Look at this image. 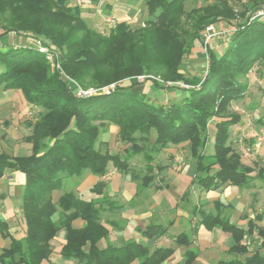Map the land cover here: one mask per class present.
Returning a JSON list of instances; mask_svg holds the SVG:
<instances>
[{
  "label": "trees",
  "instance_id": "16d2710c",
  "mask_svg": "<svg viewBox=\"0 0 264 264\" xmlns=\"http://www.w3.org/2000/svg\"><path fill=\"white\" fill-rule=\"evenodd\" d=\"M142 1L148 14L142 27L132 29L118 21L99 31L89 27L80 7L67 0H0V98L17 90L36 112L28 122L31 153L0 151V177L7 170L24 175L20 206L25 226L24 236L16 238L0 221L1 235L10 237L9 247L0 253L2 264H40L49 258L50 240L61 228L66 229V240L59 253L65 259L83 264H129L135 259L138 264H163L171 247L151 249L140 242L98 247L108 231L99 220L97 201L63 188L68 178L81 177L85 171L101 176L110 164L137 178L129 164L136 153L142 154L148 175L160 150L185 143L195 160L193 180L203 189L227 184L250 188L255 180L264 186V167L254 172L230 142V127L241 121L232 103L247 95L249 71L264 65V15L254 16L264 8V0H240V11L228 0L188 11L185 0ZM209 23L231 28L222 50L208 47L204 75L187 77L180 72L183 56L195 41L202 45L201 31ZM10 33L26 41L12 43ZM27 35L60 53L62 72L50 70L46 54ZM144 74L152 76L144 78L150 87L161 88L164 94L153 96L145 86L136 89L137 76ZM175 80L188 86L165 85ZM111 83L113 90L101 89ZM77 85L98 91L77 96ZM105 121L115 124L120 140L129 144L124 155L111 152L99 139V123ZM258 122L264 125L262 118ZM210 131L212 153L207 150ZM104 185L98 181L91 191L100 192ZM59 190L63 193L54 200L53 191ZM198 212L199 223L208 229L218 227L234 240L227 250L230 256L217 264H264V211L248 218L245 228L219 213L201 208ZM78 217L83 225L73 227L71 222ZM165 231L166 227L151 224L144 234ZM254 235L258 247L250 250L245 241ZM177 239L189 242L185 234ZM196 257V251L188 250L184 264Z\"/></svg>",
  "mask_w": 264,
  "mask_h": 264
},
{
  "label": "crops",
  "instance_id": "0c3cea01",
  "mask_svg": "<svg viewBox=\"0 0 264 264\" xmlns=\"http://www.w3.org/2000/svg\"><path fill=\"white\" fill-rule=\"evenodd\" d=\"M67 2L71 6L78 5L80 7L81 16L93 29L111 27L109 24L106 25L107 17H113L116 22L125 21L127 23H138L141 19H146L143 13L146 8L142 0H67ZM8 41L22 43L26 40L12 36V38L8 37ZM259 78L264 81L263 75ZM258 81L260 82V80ZM11 97L8 90L0 98V119H7L4 121L5 125L8 123L4 127L6 129L12 126L10 119L15 117L16 111L13 108L14 102ZM22 101L21 105L25 109H34L23 97ZM28 122H26L27 125ZM1 127L3 129V126ZM239 131L241 129L237 126L234 135H237ZM3 132L1 131V133ZM210 136L212 138V135ZM183 146L185 145H169L164 149L175 154L176 148ZM207 150L210 153L213 151L210 137ZM29 153L17 151L13 155ZM165 162H159L157 166L152 164L154 170L148 174L151 179L146 178L148 176L146 174L142 175L140 179L133 178L130 173L119 171L111 165L112 168L109 171L111 170L112 174L107 180H103L102 176L85 171L81 177L68 178L64 182L63 188L73 191L77 197L84 200L97 201V206L100 207L99 220L108 231V234L97 242L98 247L106 245L121 247L128 242H140L151 249L171 247L172 254L163 264H184L188 250L197 252V257L191 264H217L219 259L229 257L230 254L227 250L234 243L231 234L229 233V237L225 234L228 232L218 227L208 229L204 224L199 223L198 209L219 213L232 223L245 228L247 219L258 213L255 212L251 215L244 213L243 190L247 188L227 184L217 189H203L193 180L196 175L195 160L192 162L186 160L185 164L182 163L181 168L178 169L176 166L175 171L170 170L174 165ZM165 165L168 166L165 167ZM159 171H161L160 174ZM98 181L104 182L103 189L100 192H92L91 187ZM23 182L24 175L19 171L7 170L0 177V221L5 223L9 234L16 238H22L25 229L20 206ZM11 191L15 193L14 200H19L15 205L11 200ZM61 193L63 190L53 191L54 200ZM4 201L7 202L4 203ZM151 224L166 227L165 233L152 236L144 234V229ZM71 225L81 227L83 219L78 217L71 222ZM216 229L222 232H215L217 236H213ZM65 234V228L58 230L50 240L52 251L49 258L40 264H83L78 263L76 259H65L59 253L66 240ZM180 234H185L189 242L180 243L177 241ZM9 245L10 237L2 236L0 231V251ZM129 264H138V260L135 259Z\"/></svg>",
  "mask_w": 264,
  "mask_h": 264
},
{
  "label": "rangeland",
  "instance_id": "374dc122",
  "mask_svg": "<svg viewBox=\"0 0 264 264\" xmlns=\"http://www.w3.org/2000/svg\"><path fill=\"white\" fill-rule=\"evenodd\" d=\"M213 1L214 0H185L184 8L186 11H188L192 7L200 6L206 3H212ZM228 1L233 6V8H235L236 11L241 10L242 5L240 3V0H228ZM143 13H144V18H147L148 17L147 11L144 10ZM237 19L238 18H235V20ZM144 21H145L144 19L143 20L141 19L140 21H138V23L129 22L130 24L128 23V25L130 26V28L136 29L142 27L144 25ZM105 22L106 25L109 24L112 27L117 23L113 17H107L105 19ZM216 24L219 25V23ZM221 26L224 25L222 24ZM225 26L230 27V25H225ZM96 30L102 31L104 29L98 27ZM12 36H14V34L10 33L9 37L12 38ZM27 36H28L27 40L33 42V44L36 45L38 48H40V46H44L40 43L38 38L35 37L36 39H32L33 36L31 35H27ZM34 40H36L37 42ZM209 44L211 48L220 51L223 48V38L213 39L210 41ZM49 66H50V70L56 71L53 67H51L50 63ZM205 70H206V56L203 50V46L201 45V41H195L192 48H190L187 51V53L183 56L180 65V72H182L187 77H191L194 74L198 77H202L204 75ZM260 74L261 76L262 75L264 76V65L263 66L255 65L248 73L249 88L247 95L243 99L233 102L231 106V109H234L241 113V121L230 127L232 129L230 142L232 143L233 147L240 153L241 161L245 164H249L250 166H252L254 168V172H256L260 167H264V126L258 122L259 118H262V120L264 121V87H263L264 81L259 78ZM144 76L147 77L151 75L144 74ZM258 80H260V82ZM138 82L139 84L135 87L136 89H142L145 86V91L150 92V88H151V90L154 93L153 96L159 95L164 92L161 88H157L152 85L150 87V82L145 81V79L138 80ZM173 83H175L176 85H179L178 83L185 84L181 80H177V81L175 80L173 81ZM165 85H169V84H166L165 82ZM181 87H186V86H181ZM96 88L97 87L95 86H88L85 89L91 90L92 91L91 94H94L95 92L98 91ZM113 88H111V90H113ZM9 92H10V96L12 95L11 100L13 99L12 100L14 102L13 108L16 111H15V117L12 118L13 120L10 119L11 120L10 122L12 124L10 128L7 129L4 128L8 124V123H6V125L4 124V121L7 119H0V125L3 126V129H1L2 127L0 126L1 127L0 140L2 139L0 141V151L4 150L10 155H13L17 151H21L22 153H29L30 151H32V143L27 139V136H30L31 134V127L27 125L26 122L33 121L36 118V112L34 109H29V108L25 109V107L21 105V102L23 101L19 91L13 89V90H9ZM165 93H167V91ZM86 96H89V94H87ZM251 105L254 106V109L250 108ZM29 110H32V114L28 113ZM99 124L101 129L99 139L107 142V148L111 152H119L120 154L124 155V149L125 147H128L129 144L120 140L117 126L107 121ZM237 126L240 127L241 131H239L237 135H234V131L235 128H237ZM1 131L4 132L1 133ZM210 135H212V131ZM210 140H211V136H210ZM184 145L185 146L183 147L176 148V152H174L175 154H173L172 152L169 153L168 150L165 149L160 150L155 155L153 164L157 166L159 162L161 163L162 161L163 162L166 161L165 163H171L172 166L174 165L173 168H170V170L175 171L176 166L178 169L181 168L182 163L185 164L186 160L192 162L194 158L191 157L190 151L185 143ZM171 150L174 151V149ZM129 164L132 167V169L135 170V172L137 173L138 179H140L141 176L146 173V165L141 153L133 154L132 157L129 159ZM111 165L112 164L109 165L107 172L101 175L103 180H107L110 178L112 174V171L111 170L109 171V169L112 168ZM166 166L168 165H165V167ZM160 172L161 171H159V174ZM159 174L157 173V175ZM10 194H12L11 195V200H13L12 203L15 205V203L16 202L18 203L19 200L17 201L14 200L13 197L15 196L14 191H11ZM243 196H245L244 213L251 215L255 212L264 210V186H261V183L258 180H255L253 182L252 187L243 190ZM5 202L7 201H4V203ZM263 222L264 220L261 223ZM217 230L218 229H216L213 232L212 234L213 236H217L215 232L221 231V230L220 231ZM225 234H227L230 237L229 233H225ZM255 238L256 235L249 237L245 241L246 243L248 242V246L250 250L256 248L257 246V242L254 241ZM262 251H264V249H262ZM1 252L2 251H0V253ZM0 264L2 263L0 262Z\"/></svg>",
  "mask_w": 264,
  "mask_h": 264
},
{
  "label": "built area",
  "instance_id": "2783aa9c",
  "mask_svg": "<svg viewBox=\"0 0 264 264\" xmlns=\"http://www.w3.org/2000/svg\"><path fill=\"white\" fill-rule=\"evenodd\" d=\"M264 15V8H261L259 10H257L256 14H254V16H263ZM253 16V17H254ZM230 31V27L228 26H218L216 23H209L205 26V28L203 29V31L201 32V40H202V46H203V50L205 52V56H206V66L208 64V55H207V50L209 47V43L211 40L213 39H224L228 32ZM40 51L44 52L46 54V58L47 61L50 63L51 67H53L55 70H59L62 72V68H61V62H60V53L56 52V51H51L49 50L47 47L44 46H40L39 48ZM65 78H67L66 75H64ZM138 80H143L145 78L144 75H138L137 76ZM166 84H175L173 82H166ZM181 86H186L185 84L182 83H178ZM114 83L105 86L103 88H101L104 91H109L111 90V88H113ZM92 91L91 90H86L85 88L80 87L79 85H77V89H76V95L77 96H86L87 94H91ZM29 114H32V110H29L28 112Z\"/></svg>",
  "mask_w": 264,
  "mask_h": 264
}]
</instances>
